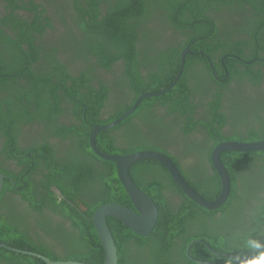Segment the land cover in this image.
Here are the masks:
<instances>
[{
  "label": "flooded vegetation",
  "instance_id": "af4514ba",
  "mask_svg": "<svg viewBox=\"0 0 264 264\" xmlns=\"http://www.w3.org/2000/svg\"><path fill=\"white\" fill-rule=\"evenodd\" d=\"M114 1L0 0V70H13L0 71V243L11 248L52 260H99L96 208L117 202L137 211L117 163L100 154L137 146L163 152L213 198L222 190L216 146L264 136V0H126L119 9L123 3ZM94 22L99 29L85 28ZM179 74L176 84L184 76L189 93L173 99L174 84L138 101L144 87L165 90ZM132 108L97 133L94 149L95 125ZM221 160L230 176L225 203L232 195L226 211L185 222L172 247L161 241L163 232L146 240L152 232L128 227L134 233L121 235L125 264H220L208 252L241 261L232 264L264 260V149L227 150ZM114 167L125 198L118 199ZM129 173L159 212V193L173 212L189 197L159 160H139ZM107 197L118 200L103 203ZM107 222L116 241L115 230L127 226L115 216ZM192 227L249 254L219 251L205 237L184 246ZM16 254L46 264L1 245L0 264H18Z\"/></svg>",
  "mask_w": 264,
  "mask_h": 264
},
{
  "label": "water",
  "instance_id": "95a60500",
  "mask_svg": "<svg viewBox=\"0 0 264 264\" xmlns=\"http://www.w3.org/2000/svg\"><path fill=\"white\" fill-rule=\"evenodd\" d=\"M184 54H183V64H184ZM179 77L180 74L176 77L175 81H173L170 84V86L165 90L143 92L140 95L138 101L144 97L159 95L161 93L166 92V90L172 88L174 84H176ZM133 110L134 108L130 109L129 111L124 113L121 117L115 119L114 121L108 124L95 125V131L91 136V141L94 149H96L94 139L97 133H99L102 130H106L108 128L115 126L118 122H120L125 117H127ZM261 149H264V138L258 140H251V141H237V140L227 141V142H222L216 146L214 150L213 158L216 162V167L218 168L222 178V190L220 195L212 200H208L204 198L196 188H194L189 182H187V180L178 170V168L171 160V158L163 152L150 150V149H140L125 155H114V154H100V152L96 150V152L99 153L102 157L106 159H110L117 163L118 177L121 180L125 188V191L130 196L135 207L137 208L136 211L124 204L117 202H109L100 205L94 211L92 222L99 234L104 252V259L100 264L119 263L118 246L109 228L107 222L108 216L117 217L127 227H129L131 230L141 235H148L150 232H152L153 228L155 227V224L157 223L159 210L156 202L148 194H146L143 190H141L130 176L129 168L133 163L142 159H155L161 161L168 167L174 179L177 181L180 187L192 200H194L204 208L217 209L227 201L230 194V176L227 173L222 163L221 153L227 150L247 152V151H256ZM1 188H2V179L0 174V190ZM0 245L5 246L9 249L16 250L18 252L40 257L45 261L46 264H91L79 260H52L37 252L11 248L10 246L3 243H0ZM213 252L218 253L216 251Z\"/></svg>",
  "mask_w": 264,
  "mask_h": 264
},
{
  "label": "trees",
  "instance_id": "16d2710c",
  "mask_svg": "<svg viewBox=\"0 0 264 264\" xmlns=\"http://www.w3.org/2000/svg\"><path fill=\"white\" fill-rule=\"evenodd\" d=\"M112 2L114 3L116 1L112 0ZM118 2L123 3V5H120V6L116 7V9L123 8V7H126L128 5V2L126 3V0H118ZM162 5L164 6L166 4L163 3ZM195 13H193L191 15H194ZM187 20L188 19H185V21H187ZM85 24H86V22H83V26H85ZM98 25H99L98 22H94V25H89L88 24V25H86L85 28L89 29L90 31H95V30L99 29ZM92 26H96V27H92ZM101 29H103V28H101ZM102 31H100V34H101ZM16 65H17V63L8 64L7 68L8 67L14 68V66H16ZM0 71L3 74H12V72H13V70L8 71L6 68H4L3 70L1 69ZM168 83H169V81H168ZM160 89L161 88H159V87L156 88V89H149L147 87H144V91H153V90H160ZM189 92H190V88H189L188 84L185 82L184 76H182V78L175 85L174 89L169 92V95H173V96L174 95H178V96H174V98H173V99L176 100L178 97L183 96L184 94L189 93ZM149 100H151V98L147 97L143 101L145 103V102H147ZM88 120L100 123L95 118H92L90 116H88ZM106 134H108V132ZM259 138L260 139L264 138V136H262V137L251 136V138L247 139V140H255V139H259ZM111 148L112 147L108 148L107 152H111L110 151ZM141 148H142V146L129 147L125 152L129 153V152H133L135 150H140ZM112 149H114V148H112ZM249 154L252 155V154H255V153L254 152H250ZM149 161H151V160H149ZM154 162H157V161H154ZM111 177H113L119 183L118 191L121 194L118 196V199L127 197L128 195L123 190V187L120 185L121 183H120L118 177L116 176L115 167L113 168V172L111 173ZM59 182L60 181L58 180L55 183L57 185H59L61 187V189H63V191L66 190L64 185H62V183L60 184ZM192 184L207 199L212 200L213 198H215V197H217L219 195V193H218L215 197L212 198V196H213L212 193H209V192L205 191L204 189L198 187L196 185V183H194V182H192ZM214 186L217 188V190H219V185H218L217 182H216V184H214ZM182 194L184 195V193H182ZM231 196H230V198H231ZM230 198H229L227 203H225L223 206H221L217 210L226 211V208L228 207V203L230 201ZM118 199H113V198L107 197V199H105L103 201V203L104 202H108V201H117ZM155 199H156V201L160 202V205H162V208L160 209L159 218H158V221H157V224H156L154 230L152 231V233L148 237H145V238H146V240H151V239L155 240L157 238L159 232H163L164 235L161 237L162 238L161 241L165 242L169 247H172L173 244H174L173 238L175 236H180V230L179 229H181V228H183L185 226V222L190 221V219H199V223H202L201 221L204 222V220H200V219L205 218V217H212L217 211L215 209L214 210H210V209L203 208L198 203H196L192 199H190L189 197H186V199H185L186 202L184 201L183 204L180 206V208L176 212H173L174 210L167 208L166 201L164 200L162 194L159 193L155 197ZM124 227H122L123 228L122 231L115 230L117 234L121 233L120 236L119 235L118 236L115 235L116 241H117V244H118V247H119V263L118 264H125V259H126V257H125V246H123L124 242H122L121 235L123 233H129V231L131 233H134L128 227H125V228ZM191 229L194 230V233L188 234V235H182V237L184 238V246H186L188 244V242H190L193 239H196V238H199V237H205V239L209 240L212 243V245H214V247L217 250H219V251H222V252H225V253H232V252L241 253L243 255H248L249 254V253H243L241 250H239L238 246L233 247V248L225 246L221 242V238H219V236H217L216 234L213 233L211 236L207 235L209 233V231H207L206 228H204V229L203 228H199L200 229L199 230L196 227H192ZM165 232H167V233L165 234ZM199 232H200L201 235H199ZM196 246H200V244L199 243L194 244L192 246V248H194ZM98 249H100V251L103 250L99 246H98ZM208 254L213 256L214 259L216 261H218L220 264H224L225 262H227L229 264H232V260H235V262H240L241 263V261H238V260L236 261V257L224 256V255H214V254H212L210 252H208ZM7 255H10V254H7ZM184 256H185V253H184ZM14 257H16L15 258L16 259L15 262H17L18 264H44L42 260L35 259V258L31 257V256L16 254ZM103 259H104V252L102 251V255L100 256L99 260L98 261H94V262L90 261V263H92V264H100L103 261ZM222 261H225V262L223 263ZM193 264H198V263L194 262Z\"/></svg>",
  "mask_w": 264,
  "mask_h": 264
},
{
  "label": "clouds",
  "instance_id": "9594fccd",
  "mask_svg": "<svg viewBox=\"0 0 264 264\" xmlns=\"http://www.w3.org/2000/svg\"><path fill=\"white\" fill-rule=\"evenodd\" d=\"M253 264H264V260H261V261H254Z\"/></svg>",
  "mask_w": 264,
  "mask_h": 264
}]
</instances>
